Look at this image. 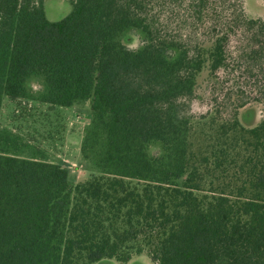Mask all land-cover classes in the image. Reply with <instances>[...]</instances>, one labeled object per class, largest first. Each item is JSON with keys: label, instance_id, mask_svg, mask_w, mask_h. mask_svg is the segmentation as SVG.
<instances>
[{"label": "trees", "instance_id": "trees-1", "mask_svg": "<svg viewBox=\"0 0 264 264\" xmlns=\"http://www.w3.org/2000/svg\"><path fill=\"white\" fill-rule=\"evenodd\" d=\"M71 2L52 21L45 0H0V113L33 74L52 106L90 101L93 168L73 183L64 165L0 146V264H264V118L245 125L241 97L191 110L204 72L216 93L239 31L258 44L239 63L264 95L258 0ZM129 29L142 47L123 42Z\"/></svg>", "mask_w": 264, "mask_h": 264}, {"label": "rangeland", "instance_id": "rangeland-1", "mask_svg": "<svg viewBox=\"0 0 264 264\" xmlns=\"http://www.w3.org/2000/svg\"><path fill=\"white\" fill-rule=\"evenodd\" d=\"M258 4L264 16V0H258ZM72 9L71 0H45L47 17L52 21L65 17ZM251 37L250 33L240 31L232 34L229 42L230 65L227 70L220 71V84L217 85L215 94L207 80V71L203 73L197 96L191 102L194 114H203L213 109L217 103L215 97L229 105L230 111L231 102L241 97L250 100L239 110V116L245 125H256L264 118V95L258 80L254 76L246 75L244 66L239 63L246 62L243 56L249 46L258 45ZM122 40L131 48H140L145 42V34L138 29H129L122 35ZM246 80L251 83H246ZM234 85L237 87L234 88ZM26 88L29 95L18 104L4 95L0 113V146L7 148L11 153L41 157L64 165L69 169V177L73 183L84 179L93 170L81 152L82 142L92 118L90 101L64 107L52 106L40 100L46 92L47 83L45 77L39 74H33L27 79ZM235 91L237 94H234L231 100L228 99V92ZM255 98H262V101ZM151 152L159 154L161 147L152 145ZM96 264L121 263L115 259H106ZM128 264L155 263L150 256L142 254L136 255Z\"/></svg>", "mask_w": 264, "mask_h": 264}]
</instances>
